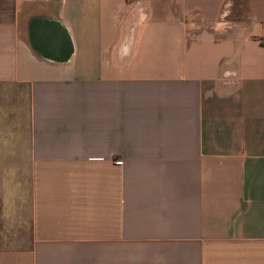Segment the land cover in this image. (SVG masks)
Wrapping results in <instances>:
<instances>
[{
	"label": "crops",
	"instance_id": "1",
	"mask_svg": "<svg viewBox=\"0 0 264 264\" xmlns=\"http://www.w3.org/2000/svg\"><path fill=\"white\" fill-rule=\"evenodd\" d=\"M234 1L0 0V264H264V0Z\"/></svg>",
	"mask_w": 264,
	"mask_h": 264
},
{
	"label": "rangeland",
	"instance_id": "2",
	"mask_svg": "<svg viewBox=\"0 0 264 264\" xmlns=\"http://www.w3.org/2000/svg\"><path fill=\"white\" fill-rule=\"evenodd\" d=\"M161 1L164 2V0H144L143 5L153 12L154 10L157 11L156 6H163V2L161 3ZM169 3L170 2H167V4ZM232 5L233 6L230 8V19L236 20L237 18L243 17L246 13L247 0H235Z\"/></svg>",
	"mask_w": 264,
	"mask_h": 264
}]
</instances>
